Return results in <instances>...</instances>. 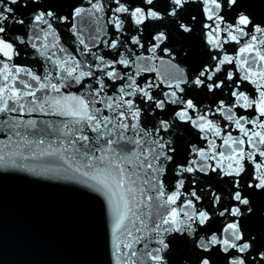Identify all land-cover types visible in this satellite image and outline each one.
I'll use <instances>...</instances> for the list:
<instances>
[{
    "label": "snow or ice",
    "instance_id": "1",
    "mask_svg": "<svg viewBox=\"0 0 264 264\" xmlns=\"http://www.w3.org/2000/svg\"><path fill=\"white\" fill-rule=\"evenodd\" d=\"M57 2L0 0V171L99 197L112 264H170L174 238L183 264H264L243 222L264 192V21L243 0Z\"/></svg>",
    "mask_w": 264,
    "mask_h": 264
},
{
    "label": "water",
    "instance_id": "2",
    "mask_svg": "<svg viewBox=\"0 0 264 264\" xmlns=\"http://www.w3.org/2000/svg\"><path fill=\"white\" fill-rule=\"evenodd\" d=\"M243 3L254 20L264 21V0ZM53 7L68 13L72 3L58 0ZM65 39L72 38L65 32ZM182 43L192 49L188 65L196 66L202 59L196 39ZM94 196L69 182L0 171V264H112L110 219ZM251 200L254 210L244 225L264 231V192L253 193ZM168 255L170 264H183L189 253L174 238Z\"/></svg>",
    "mask_w": 264,
    "mask_h": 264
}]
</instances>
